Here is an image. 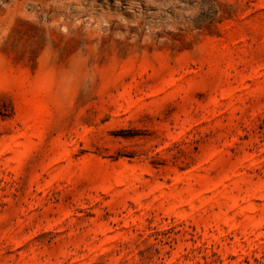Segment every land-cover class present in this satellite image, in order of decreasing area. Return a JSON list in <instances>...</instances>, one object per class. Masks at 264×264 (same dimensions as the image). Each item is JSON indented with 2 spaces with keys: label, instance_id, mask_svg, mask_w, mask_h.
I'll return each mask as SVG.
<instances>
[{
  "label": "rangeland",
  "instance_id": "1",
  "mask_svg": "<svg viewBox=\"0 0 264 264\" xmlns=\"http://www.w3.org/2000/svg\"><path fill=\"white\" fill-rule=\"evenodd\" d=\"M0 264H264V0H0Z\"/></svg>",
  "mask_w": 264,
  "mask_h": 264
}]
</instances>
